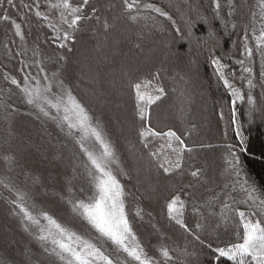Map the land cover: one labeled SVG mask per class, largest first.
<instances>
[{"label": "snow or ice", "instance_id": "snow-or-ice-1", "mask_svg": "<svg viewBox=\"0 0 264 264\" xmlns=\"http://www.w3.org/2000/svg\"><path fill=\"white\" fill-rule=\"evenodd\" d=\"M44 2L49 9L59 11V23L53 22L48 13L40 10L41 0H0V21L8 26L5 36L11 32L12 36L18 37L21 41V51L14 55L9 44H4L6 58L11 60L25 56L26 49L23 48V45L27 43L25 28H28L30 35L33 27L37 29L34 39L36 47L32 51L34 59L31 62L27 59L18 61L16 71L22 75V80L12 75L11 70L4 72L3 77L19 89L27 105L36 109L37 119L42 114L43 117L57 122L61 130L66 124L68 135L80 134L75 139L80 152L86 158L81 164L84 174L90 181L92 191L90 195L81 199L74 195L71 187H68V195L61 193L60 199L69 204L72 212L99 234L98 239L102 238L110 242L112 249L109 252L103 245L97 246L92 240L69 226L59 223L46 211L34 215L30 208H35L36 205H29L30 197L26 193L14 191L9 183L0 181V184H3L4 188L15 196V199L9 200L8 197L0 194V199L15 206L11 210L12 213L19 217L23 231L34 238L42 252L41 256L33 252L32 248L26 244L21 252L24 259L19 264H42V259L47 257H55L59 264H169L173 260L169 249L162 244L158 249L162 259L150 256L138 238L133 223L129 219V213L126 211V195L128 194L118 178V176L127 177L128 173L121 166L116 148L107 137L103 124L99 119L93 122V117L86 105L76 99L72 89L65 84V80L72 75L68 68L70 58L67 53L73 52L77 44L81 43L79 34L85 31V25L89 22L98 25L94 35L96 46L89 49L86 43L81 44L78 70L81 77L87 76L93 84L101 83L102 80L98 77L103 74L98 67L94 68L92 65L109 63L115 58L114 54L120 50L123 43L121 37L124 35L119 31L120 26H125L127 30L141 25L132 33L140 41L147 40L154 33L170 35L171 43L161 39L159 45L153 48L152 56L148 58L152 60V63L147 69L149 76L147 80L133 78L126 68L122 67L119 70L123 86L133 97V122L137 119L141 122V126L137 129L139 142L147 150L151 158L150 164H154L157 173L160 174L162 170V174L166 176L173 174L187 176L189 169L186 166V160L194 156L199 157L200 150L219 148L227 154V159L218 165L215 177L212 174L213 166L206 159L204 165L190 171L193 179H190L181 189L183 190L184 187L192 189L188 195L196 197L197 185H203L205 180L212 183L218 182L219 191L212 201H206L203 206L206 211H201V208L193 201L192 211L202 217L203 221H195L194 226L185 222L183 216L186 204L179 195H172L166 204L167 219L197 241L201 251L207 249L213 253L212 264H219L220 258H225L231 264H264V199L254 195L258 190L256 182H249L251 178L245 173L239 155V152L246 151L247 141L241 131V123L236 113L237 101H240L241 105L247 103L250 116L257 110L264 116V0H170L167 10L150 0H97L96 4H92L91 0H82L77 4H73L71 0H57L56 3H52V0H44ZM32 13L37 18L35 25L30 20ZM40 21L44 23L41 24ZM216 21L220 22L225 34L236 36V40L232 42L235 51L227 56L230 63L222 62L225 60L224 55L215 54V49L220 46L217 35L219 29L213 27ZM198 23H203L207 27V38L196 36L194 29ZM42 27H47L49 30L44 42L51 43L55 49L65 50L64 54L56 55L55 59L51 56L47 57L52 63L51 68H46L44 61L36 58L40 51L37 42L40 41L39 30ZM145 28L149 29L147 34L144 31ZM209 40L212 41L211 44L208 43ZM179 42L189 45L184 54L187 60L183 67L180 66L183 57L175 47ZM11 43H15V40ZM136 47L140 49L141 44L137 43ZM201 48H206L208 53L205 65L212 67L217 81L222 82V86L230 97L231 112L225 126V135L227 128L234 126L235 136L239 138V152L237 145L231 143L187 144L184 137L193 135L195 125L186 133L177 134V131L172 129L158 131L150 123V109L153 105L160 107L165 103H172L174 96L181 102L189 99L188 86L193 79V66L198 73L197 57L201 54ZM257 64L258 74L255 71ZM4 66L7 67V65ZM32 69L36 70V75H33ZM40 74H43L42 77ZM41 78L44 81L43 84ZM237 80L242 86L246 82V92L236 87ZM109 85L115 86V79L110 80ZM54 87L57 89L56 92H53ZM257 88H259L258 97L260 98L258 109L257 99L253 96ZM95 91L93 89L94 94ZM61 103L64 104L63 109H61ZM0 109L4 110V115L0 119L7 122L6 132L10 143L16 135L12 123L13 116L19 109L3 98H0ZM48 109H53L55 114ZM179 112L183 114L182 107ZM69 113L72 114L71 117ZM25 114L32 115L31 112ZM220 118H224L223 111L220 112ZM89 140L99 146L98 151L88 146L86 142ZM154 141H163L161 149L167 148L168 154L153 151L151 145ZM2 159L9 171L17 164L14 153L5 155ZM220 169L224 171L223 179L219 174ZM76 170L74 167L73 171ZM33 183H40L39 178H35ZM70 183L71 181L68 180L69 185ZM237 185L242 192L247 193L246 200H237L234 195ZM259 190L264 191V183L259 185ZM240 203L247 205V211L239 208ZM217 207L219 212L215 211ZM233 213L239 218V225L243 229L242 235L239 230L234 232L237 242L223 247L219 245L213 247L211 241L206 242L201 238V231L209 227L213 229L220 227L221 223L229 221L230 214ZM147 215L151 218V213ZM37 216L42 217L48 226L41 227ZM215 216L219 217V222L209 225L207 221ZM135 217L142 220L144 210L137 209ZM152 227L159 236L164 237L165 233L160 232L155 224ZM0 243L6 244L8 241L5 238ZM183 254L185 257L197 256L189 264H201L198 253L189 252L185 248ZM34 257H36L35 260ZM5 264H8L7 260Z\"/></svg>", "mask_w": 264, "mask_h": 264}, {"label": "trees", "instance_id": "trees-1", "mask_svg": "<svg viewBox=\"0 0 264 264\" xmlns=\"http://www.w3.org/2000/svg\"><path fill=\"white\" fill-rule=\"evenodd\" d=\"M150 2L156 3L158 6H163L167 10V5L170 0H150ZM44 3V0H41V4L43 5ZM91 3L96 4L97 0H91ZM12 11L14 12L15 10ZM30 20L33 25L36 24L37 18L34 16V13L30 14ZM40 23L43 24L44 22L40 21ZM147 23H149V25L151 24V22ZM140 26L141 25H137L127 30L125 26H120L119 31L124 33L121 37L123 43L120 50L114 54L115 58L109 63L98 64L100 73L103 74L101 77H98V79L102 80V82L96 84L92 83L93 86H90L89 84H85L79 75H77L81 44L86 43L89 49L96 46L94 35L98 25H93L91 22L86 24L85 31L79 34L81 43L77 44L73 52L67 53L70 58L68 68L72 75L70 78L66 79L65 82L67 86L72 89L73 95L86 105L94 121L96 119L100 120L104 129L112 139L113 145L121 158L124 170L128 173L127 177H120L122 184L125 186L126 194H128L126 195V211L129 213V219L133 223L138 238L144 244L149 255L162 259L158 251L159 246L162 244L169 249L170 255L173 257V260L170 261L169 264H189L191 260L197 258L196 255L185 257L183 254L185 248H187L189 252L198 253L201 264H212L213 253L207 249L201 251V246L197 241L187 233H184L183 229H180L174 222L168 221L166 204L171 199L172 195H179L186 204L183 216L185 222L194 226L195 221H203L202 217L193 213V201L201 208V211H206L203 206L206 201H212L214 195L219 191L217 187L218 182L212 183L205 180L203 185H197L196 197L188 195L192 189L186 187H184L183 190L181 189L190 179H193L190 176V171L204 165L206 159L208 163L212 164V174L213 177H215L218 165L225 162L227 154L219 148L215 150H200L201 155L199 157L194 156L186 160V166L189 169V174L187 176H176L175 174L166 176L162 174V170L161 173L158 174L154 164H150L151 158L148 156L147 150L144 149L139 142L137 134V129L141 126V122L138 119L133 122L132 119L133 97L128 89L123 86L119 70L122 67L126 68L130 71L133 78L139 77L141 80H147L149 78L147 69L152 63V60L148 58L152 56L153 48L159 45L161 39H165L171 43V37L167 33H154L147 40H137L136 36L132 33L137 31ZM7 27L8 26L4 22L0 21V78L4 80V86L14 89V85H11L9 81L4 79L3 73L11 70L12 75L22 80V75L16 71L18 68V61L20 59H27L31 62L34 59L32 51L36 47L34 39L37 29L33 27L30 35L28 28H25L27 43L23 45V48L26 49V55L9 60L4 55V44H9L14 55L16 52L21 51V41L18 37L12 36L11 32L5 36ZM213 27L219 29L217 35L220 46L215 49V54L217 56L224 55L225 60L222 62L230 63V61L227 60V56L235 51L232 42L236 40V36L234 34H225L219 21H216ZM39 31L40 41L37 43L39 44L40 51H38L36 58L42 59L46 68H51L52 63L47 57L51 56L55 59L56 55L64 54L65 50L55 49V46L51 43L44 42L47 38L46 34L49 32L47 27H42ZM144 31L147 34L149 29L145 28ZM194 32L196 36L205 38L208 36L207 27L203 23H198ZM12 40H15V43H11ZM137 43L141 44L140 49H137ZM201 43H203V41H201ZM208 43L211 44L212 41L209 40ZM175 47L183 57V61L180 65L183 67L184 62L187 60L184 54L187 52L189 45L184 42H179ZM200 52L201 54L197 57L199 61L198 73L196 67L193 66V79L188 86V91L190 93L189 99L181 102L174 96L172 103H165L160 107L153 105L150 109V123L158 131H168L172 129L176 130L177 134L181 132L186 133L188 129H192L193 125H195L193 135L191 137L187 135L184 137L187 144L192 145L193 143L203 142L222 145L231 143L237 145V151L239 152V138L235 136L234 126L228 127L227 134L225 135V126L231 112L230 97L226 89L222 86V82L217 81L213 74L212 67L205 65V59L208 55L206 48H201ZM153 59L155 58L153 57ZM4 65H7V67ZM137 69H139V71H137ZM255 71L258 74V64L255 66ZM32 73L35 75L36 70L32 69ZM237 75H239V73H237ZM112 78L116 79L115 88H119L118 95L116 93H110L108 88H105V82L109 83ZM235 84L241 91L246 92V82L242 86L240 81L237 80ZM178 87L183 86L178 85ZM82 89L88 94L90 93L91 96L94 94L93 89L96 90L95 93L100 96L95 99L98 106L90 97H87L86 94L82 92ZM144 90L148 91L149 89ZM258 93L259 88L255 89L253 92L254 98L257 99V109L260 105ZM100 102L103 103L102 106L99 105ZM181 107L183 108L182 115L179 112ZM121 108L123 109V115L120 114ZM221 111L224 113L223 119L220 118ZM236 113L237 119L241 123V131L247 141L245 145L246 151L239 152V155L243 162L245 173L251 178L249 182H256L258 190L254 195L264 199V191L259 190V185L264 183V116L261 115L259 110L255 111L250 116L249 106L247 103L241 105L240 101H237ZM29 117L30 119H23L21 127L22 130L28 134L29 138L35 141L38 150L34 149L30 151L26 154V158L29 163L33 164L34 168L37 169L36 173L44 179L46 183L44 189L48 194L50 195V193L56 191L54 198L49 196L47 199L51 214L53 213L58 220L62 221L63 224L69 226L77 233L92 240L97 246L103 245L105 249L111 252L112 246L110 242L104 241L102 238L98 239L99 234L96 233L94 229H91L82 218L74 216L71 206L60 199V195L57 193V191H60V193L67 194L66 191L68 187H70L67 186L68 180L71 181L72 178L70 172L74 169L72 167H77L74 157L71 156L64 145H62L61 148L58 147L59 144H57L56 138H59L60 135L51 130L47 124L34 120L35 118L32 116ZM117 127H119L121 133L118 132ZM125 131L129 133V139ZM163 143V141H154L151 145L152 150L161 151L164 155H167L169 150L167 148L161 149V144ZM43 151L46 155H49L51 159L52 157L53 159H57L56 153H60L59 155L63 160H58V162L51 160V162H49L50 164H47L46 161L40 158V154H42ZM149 168L151 170H148ZM134 171L135 173L137 172L136 177L134 176ZM219 174L221 179H223V169L219 170ZM47 180L49 184H47ZM87 184L85 178L81 176V181L76 183V186H79L78 188L83 186L86 187ZM0 194L8 197L9 200L14 199L13 194L8 190H2ZM234 195L238 201L247 199V193L242 192L239 185L236 186ZM59 202H61L62 206L66 207L67 211L59 207ZM42 203L46 204L45 199H43ZM249 203H251V201H249ZM238 206L241 210L247 211L246 204L240 203ZM14 207V205L6 202L4 199H0V241H3L5 238L8 241L6 244L0 243V264H5V260H7L8 264H19V262H22L24 258L21 252L26 244L32 248L33 252L42 256L39 245L32 236H29L28 233L23 231L20 219L12 213L11 210L14 209ZM44 208L45 210L48 209L47 207ZM139 208L144 210V218L142 220L139 217H135V211ZM30 210L35 212L34 208H30ZM16 211H18V209H16ZM215 211L219 212V207H217ZM37 213H39V211ZM147 213H151V218ZM71 216H74V219L69 223L67 219ZM217 222H219L218 216L207 221L209 225H214ZM153 224L160 229V232L165 233L164 237L157 234L152 227ZM236 230H239L242 235L243 229L239 225V218L233 213L230 214L227 223H221L220 227L215 229L209 227L207 230L201 231L200 235L206 242L211 241L213 247L217 245L223 247L230 243L237 242V238L234 234ZM33 259L35 260L36 257ZM42 264H59V262L56 261L55 257H47L42 259ZM219 264H231V262L227 261L225 258H220Z\"/></svg>", "mask_w": 264, "mask_h": 264}, {"label": "rangeland", "instance_id": "rangeland-1", "mask_svg": "<svg viewBox=\"0 0 264 264\" xmlns=\"http://www.w3.org/2000/svg\"><path fill=\"white\" fill-rule=\"evenodd\" d=\"M56 2H57V0H52V3H56ZM71 2L73 4H77V3H81L82 0H71ZM40 10L48 13L50 15V17L53 19V22L59 23V11L58 10L49 9L46 3H44L43 5L41 4ZM64 27H66V26H64ZM98 64L99 63L93 64L92 67L96 68L98 66ZM98 68H99V66H98ZM40 75L42 77L43 74H40ZM77 75H79V77L83 80V82L85 84H89L90 86H93L92 82L90 81V79L87 76L81 77L79 70H78ZM116 79H117V77H116ZM116 79H115V82H116ZM41 83L42 84L44 83L42 78H41ZM65 84H66V82H65ZM106 87L108 88L110 93L112 92V93H116V94L118 93L119 94V88L117 89V87L115 88V86L110 87L109 83L105 82V88ZM82 90H83L82 92L84 94H86L87 97H90L91 100H93L97 104V101H95V99L100 97L97 95V93H95L91 96L90 93L88 94L86 91H84V89H82ZM56 91H57V89L54 87L53 92H56ZM0 98L6 99L7 103L12 104L14 107L19 109V111L17 113H15L13 116L12 123H13V128H14L16 135L14 138L11 139L10 143L8 141L7 132H6V129L8 126L7 122L4 121L3 119H0V181H4L5 183H9L14 191L18 190L21 193H26L28 195V197H30L29 205H32V204L36 205V207L34 208L35 212L37 210L39 212L46 211L47 213L50 212L49 215L54 216L53 213L51 214V209L48 207L49 204L47 202V199L49 198V196L51 198H54L56 191H53V193H50V195L48 194V192L44 189L46 187V183H45L44 179H42L36 173L37 169H35L34 165L30 164L26 158V154H28L30 151H33L34 149L38 150V148H36L35 141L33 139L29 138L28 134L26 132H24L22 130V127H21V123L23 122V119H25V120L28 118L30 119L29 116H32L35 118L34 120H37V121H40L42 123L47 124V126L51 130H53L55 133L60 135L59 138L55 137L57 139V144H59L58 147L61 148L62 145H64L67 148V150L70 152L71 156L74 157V161L77 164V167H76L77 170L75 172L74 171L70 172L71 177H72L71 183H70V185L68 184L67 186H70L74 195L76 197L81 198V199L90 195L91 191H92L91 184H90V181L87 178V176L84 174V170H83V167L81 164V162L84 161L86 158L80 152L79 145L76 143V139H75V137L79 136L80 134L79 133H73V135H68V129H67L66 124L64 125L63 130H61V127L58 126L57 122H54V121L48 119L47 117H43L42 114H40V118L37 119L36 118V116H37L36 109H34L32 106L27 105L24 102V98L20 94L19 89H17L15 86H14V89H11V87H8V86L7 87L4 86V80L2 78H0ZM76 99H77V97H76ZM102 104L103 103L100 102L99 105L102 106ZM60 106H61V109H63L64 104L61 103ZM97 106H98V104H97ZM48 110L50 112H53V114H55L53 109H48ZM9 111H11V109H9ZM29 112H31L32 115H26L25 114V113H29ZM122 112H123V109L121 108V113H120L121 115H123ZM3 115H4V110L0 109V117H2ZM61 115H63V111H61ZM68 115L70 117L72 116L71 113H69ZM93 122H95L94 119H93ZM61 123H63V122L61 121ZM117 130L119 133H121L119 127H117ZM105 132L107 134V137L112 141V139L110 138V136L106 130H105ZM125 134L129 139V133H127L125 131ZM86 143L88 144L89 147H91L97 151L99 150V146L96 145L93 141L89 140ZM10 153L15 154L17 164L15 166H13L11 168V170L9 171L2 158H3V156L8 155ZM44 154L45 153L43 151V153L40 154V158H41V160L46 161L47 164H50L49 162H51V160H53V161L55 160V162H58V160H63L62 157H60V155H59L60 153L59 154L56 153L57 159H55V158L53 159V157L51 159V157L49 155H46V154L44 155ZM117 154H118V152H117ZM118 157L120 159L121 166L123 167V164H122V161H121L119 154H118ZM74 167H72V168H74ZM123 169H124V167H123ZM59 170H61V169H59ZM81 176L83 178H85V181L88 184L86 185V187L83 186V187L78 188L79 186L77 187L76 183H79L81 181ZM134 176L135 177L137 176V172L135 173V171H134ZM120 177L121 176H118L119 179H120ZM35 178H39L40 183H33V180ZM47 184H49L48 180H47ZM2 190H7V189L4 188L3 184H0V191H2ZM57 193L59 195L61 194L60 191H57ZM66 193L67 194H65V195L67 196L68 191H66ZM13 196H14V194H13ZM14 199H15V196H14ZM43 199H45V202L47 205L42 203ZM181 199H182V197H181ZM58 205H59V207H62L67 211L66 207L62 206L61 202H59ZM44 207H47L48 209L45 210ZM35 212H33L34 215H37L38 213L37 212L35 213ZM73 215L77 216L74 213H73ZM74 216H71L70 218H68L67 221L70 223L74 219ZM37 218L40 219V226L41 227H47L48 226L47 222L44 221L42 219V217L37 216ZM56 220L59 223L63 224V222L58 220L57 218H56Z\"/></svg>", "mask_w": 264, "mask_h": 264}]
</instances>
